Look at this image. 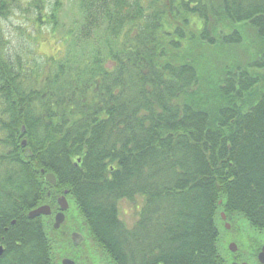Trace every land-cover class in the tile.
<instances>
[{
	"label": "trees",
	"instance_id": "obj_1",
	"mask_svg": "<svg viewBox=\"0 0 264 264\" xmlns=\"http://www.w3.org/2000/svg\"><path fill=\"white\" fill-rule=\"evenodd\" d=\"M72 1L40 62L6 48L0 0V264H54L29 212L65 191L114 264H226L220 212L264 230V0ZM37 9L55 36L62 2Z\"/></svg>",
	"mask_w": 264,
	"mask_h": 264
},
{
	"label": "rangeland",
	"instance_id": "obj_2",
	"mask_svg": "<svg viewBox=\"0 0 264 264\" xmlns=\"http://www.w3.org/2000/svg\"><path fill=\"white\" fill-rule=\"evenodd\" d=\"M60 1L63 4V12L60 15L62 27L61 30L57 31L55 36L52 37L50 33L51 26H47L46 24H44L41 29L44 33L38 34L37 24L34 22V19L36 17L35 15L40 12L37 9L38 7L42 8L43 11L45 9L46 12H50L57 0H10L12 8L11 15L3 21V31L7 41L5 45L6 48L11 53L19 52L26 56L33 57L36 61L40 62H43L45 57L57 56L62 43L56 41V39L63 35V30L72 27L74 21L79 17V11L74 1ZM37 37L38 39H36ZM109 64L111 65V63ZM49 193L52 194L51 192ZM67 194L68 191H65V194L59 195L60 197H66L69 204L66 213L67 225H77L86 236L85 243L77 246L78 251L75 254L76 264H114L112 259L103 252L99 245L92 239L84 217L75 200L72 197L67 198ZM142 205L143 198L141 197H138L135 201H120V218L127 227L131 228L136 224ZM222 213L224 212H220L216 218V223L220 230L218 249L221 255L226 259V264H234L231 254L233 251L230 250L231 244L234 243L238 247L237 252L240 251V253L243 250L249 252L256 251L258 250V241H260V243L264 241V230L260 231L253 228L242 215L225 214L226 219H223ZM64 228H67V226H64ZM48 234L49 237L53 238L55 241L51 254L53 263L63 264L64 258H69L67 256H70L67 253V243L64 244L62 233L56 228L53 233L49 231Z\"/></svg>",
	"mask_w": 264,
	"mask_h": 264
},
{
	"label": "flooded vegetation",
	"instance_id": "obj_3",
	"mask_svg": "<svg viewBox=\"0 0 264 264\" xmlns=\"http://www.w3.org/2000/svg\"><path fill=\"white\" fill-rule=\"evenodd\" d=\"M60 198H61L60 196L57 197L55 202H54L53 197L48 192V203H43L40 206L48 205L47 211H49V214H43V215H40L37 217L40 218L41 222L43 221L46 224V226L49 228V231L51 233H53L55 230L54 226H55L57 216L61 213H64L65 218H64L63 222L61 223V225L56 229H58V231H61L62 240L64 241V244L67 243L66 244L67 245V253H68V255H70L67 257L72 258L76 261V255L75 254L78 251L77 246H80L81 244L85 243L86 236L78 228L77 225L76 226L73 224L67 225L66 213H67L68 209L64 210V211L62 210V207L59 203ZM40 206H38V207H40ZM63 224H64V226H67V228H64ZM79 233L84 235V240L80 245H77L76 243H78V241L81 238ZM231 254H232V262L234 264H264V241H262L261 243H260V241H258V250H256V251L249 252L247 250H243L241 253H240V251L239 252L236 251V252H231Z\"/></svg>",
	"mask_w": 264,
	"mask_h": 264
},
{
	"label": "water",
	"instance_id": "obj_4",
	"mask_svg": "<svg viewBox=\"0 0 264 264\" xmlns=\"http://www.w3.org/2000/svg\"><path fill=\"white\" fill-rule=\"evenodd\" d=\"M23 131H25V128L24 127H23ZM22 143L25 146L27 144V141L24 140ZM42 172H44V170H42ZM45 180L47 182L52 183V184H56V176L53 173H47L45 175ZM59 203H60V205L62 207V210H67L68 209L69 204L67 202L66 197H61L59 199ZM47 209H48V205L40 206V207H38V208L30 211L29 212V217L30 218H35V217L40 216V215H43V214H49V211H47ZM64 217H65L64 216V213H61V214H59L57 216L56 222H55V226H54L55 228H58L61 225V223L64 220ZM222 218L223 219H226L225 213H222ZM79 235L81 236V238L78 241V243H76L77 245H80L83 242V240H84V235L81 234V233H79ZM230 250L233 251V252H236L237 251V246L234 243L231 244ZM2 254H3V247L0 246V255H2ZM63 264H76V261L74 259H72V258H64Z\"/></svg>",
	"mask_w": 264,
	"mask_h": 264
}]
</instances>
